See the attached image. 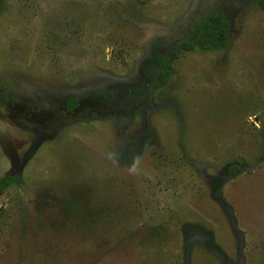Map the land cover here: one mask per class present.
Instances as JSON below:
<instances>
[{"label": "rangeland", "instance_id": "rangeland-1", "mask_svg": "<svg viewBox=\"0 0 264 264\" xmlns=\"http://www.w3.org/2000/svg\"><path fill=\"white\" fill-rule=\"evenodd\" d=\"M263 126L259 0H0V264H264Z\"/></svg>", "mask_w": 264, "mask_h": 264}, {"label": "trees", "instance_id": "trees-1", "mask_svg": "<svg viewBox=\"0 0 264 264\" xmlns=\"http://www.w3.org/2000/svg\"><path fill=\"white\" fill-rule=\"evenodd\" d=\"M259 5L264 7V0H259ZM230 34V23L226 19L225 13L222 10H215L210 12L200 21L190 29L189 32V41L183 43V48L185 50H191L194 47L192 41L198 42L201 41V48L205 49L207 47L214 50H222L228 47V37ZM158 63L162 67L158 74L159 87L163 86L168 77V63L161 57L157 58ZM77 99L71 98L65 103V110L68 113H72L77 106ZM262 143L263 151L259 156L258 160L264 159V126L262 129ZM244 161L241 158H234V162L227 167L229 173H234L239 164H242ZM11 177L8 175L4 176L0 180V192L5 185L9 183Z\"/></svg>", "mask_w": 264, "mask_h": 264}, {"label": "water", "instance_id": "water-1", "mask_svg": "<svg viewBox=\"0 0 264 264\" xmlns=\"http://www.w3.org/2000/svg\"><path fill=\"white\" fill-rule=\"evenodd\" d=\"M253 167V165L249 166L248 169H251ZM247 169V168H246Z\"/></svg>", "mask_w": 264, "mask_h": 264}]
</instances>
